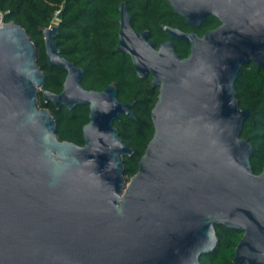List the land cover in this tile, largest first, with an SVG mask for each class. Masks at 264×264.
Instances as JSON below:
<instances>
[{"label":"water","instance_id":"95a60500","mask_svg":"<svg viewBox=\"0 0 264 264\" xmlns=\"http://www.w3.org/2000/svg\"><path fill=\"white\" fill-rule=\"evenodd\" d=\"M191 31L162 25L157 47L118 6L115 51L158 88L153 134L128 181L132 148L114 121L134 117L114 84L85 89L83 68L60 54L58 27L42 29L47 64L65 71L56 108L88 106L83 144L59 140L39 103L44 74L23 27H0V264H199L215 249V227L242 231L234 264H264V166L253 172L241 136L252 115L236 100L243 65L264 67V0H166ZM208 16L219 25L199 35ZM173 40L189 54L181 58Z\"/></svg>","mask_w":264,"mask_h":264},{"label":"trees","instance_id":"16d2710c","mask_svg":"<svg viewBox=\"0 0 264 264\" xmlns=\"http://www.w3.org/2000/svg\"><path fill=\"white\" fill-rule=\"evenodd\" d=\"M121 1L127 3L132 27L138 31L148 30V39L156 47L168 39L162 25L192 30L166 0H0V10L8 9L6 20L23 27L34 43L38 65L44 74L42 90L60 92L66 74L61 68L47 64L43 45L42 29L50 25L54 12L59 10L55 17L58 27L55 41L62 56L83 68L82 86L101 90L114 84L118 100L133 103L134 117L122 114L113 124L122 141L132 148V153L123 158V174L132 176L153 134L150 110L157 99L158 88L150 87V75L143 79L137 77L127 54L115 51ZM217 25L218 19L208 16L194 30L201 36ZM173 46L181 58L189 54L187 43L173 40ZM234 90L239 106L252 111L243 124L241 136L252 145L250 163L253 172L258 174L264 166V67L253 62L243 65L234 82ZM39 103L53 116L59 140L83 144L81 128L88 121V106L56 108L42 98ZM215 232L218 244L199 258V264H234V250L242 231L218 225Z\"/></svg>","mask_w":264,"mask_h":264},{"label":"built area","instance_id":"2783aa9c","mask_svg":"<svg viewBox=\"0 0 264 264\" xmlns=\"http://www.w3.org/2000/svg\"><path fill=\"white\" fill-rule=\"evenodd\" d=\"M8 13H9V10H8V9L0 10V27H1L3 24L7 23V22H12V21H7V20H6V15H7ZM58 14H59V10H56V11L54 12V17H53V19H52L50 25L55 24V17H56ZM50 25H49V26H50Z\"/></svg>","mask_w":264,"mask_h":264},{"label":"rangeland","instance_id":"374dc122","mask_svg":"<svg viewBox=\"0 0 264 264\" xmlns=\"http://www.w3.org/2000/svg\"><path fill=\"white\" fill-rule=\"evenodd\" d=\"M59 15V14H58ZM58 15L56 16V17H58ZM41 91H42V89L41 90H39V100H40V98H42V97H40V93H41ZM47 109V108H46ZM124 175V179H125V181H128L129 179H130V175H125V174H123Z\"/></svg>","mask_w":264,"mask_h":264}]
</instances>
